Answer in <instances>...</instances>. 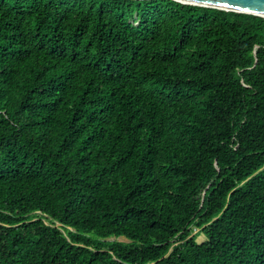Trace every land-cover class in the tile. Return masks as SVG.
I'll list each match as a JSON object with an SVG mask.
<instances>
[{"label": "trees", "instance_id": "obj_1", "mask_svg": "<svg viewBox=\"0 0 264 264\" xmlns=\"http://www.w3.org/2000/svg\"><path fill=\"white\" fill-rule=\"evenodd\" d=\"M0 264H264V17L0 0Z\"/></svg>", "mask_w": 264, "mask_h": 264}, {"label": "water", "instance_id": "obj_2", "mask_svg": "<svg viewBox=\"0 0 264 264\" xmlns=\"http://www.w3.org/2000/svg\"><path fill=\"white\" fill-rule=\"evenodd\" d=\"M181 3L246 12L264 17V0H176Z\"/></svg>", "mask_w": 264, "mask_h": 264}, {"label": "rangeland", "instance_id": "obj_3", "mask_svg": "<svg viewBox=\"0 0 264 264\" xmlns=\"http://www.w3.org/2000/svg\"><path fill=\"white\" fill-rule=\"evenodd\" d=\"M44 221H45V223H48L47 220H44ZM197 231H198V228H192L190 235L196 234V240L201 241L202 239H204V236L202 234H197L198 233ZM119 239H123V238L119 237Z\"/></svg>", "mask_w": 264, "mask_h": 264}, {"label": "bare ground", "instance_id": "obj_4", "mask_svg": "<svg viewBox=\"0 0 264 264\" xmlns=\"http://www.w3.org/2000/svg\"><path fill=\"white\" fill-rule=\"evenodd\" d=\"M183 1H185V0H183Z\"/></svg>", "mask_w": 264, "mask_h": 264}]
</instances>
